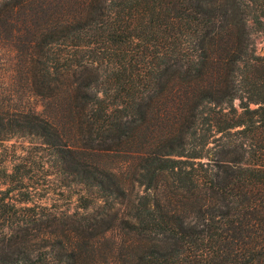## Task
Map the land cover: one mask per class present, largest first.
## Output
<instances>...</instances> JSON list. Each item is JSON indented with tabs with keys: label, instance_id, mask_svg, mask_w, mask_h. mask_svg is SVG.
I'll list each match as a JSON object with an SVG mask.
<instances>
[{
	"label": "trees",
	"instance_id": "16d2710c",
	"mask_svg": "<svg viewBox=\"0 0 264 264\" xmlns=\"http://www.w3.org/2000/svg\"><path fill=\"white\" fill-rule=\"evenodd\" d=\"M233 3L217 24L194 0H0L21 95L41 102L0 106V142L38 141L42 172L49 158L85 195L76 221L142 188L120 231L166 248L123 249L124 264H264V56L246 28L264 33V0ZM16 160L1 170L0 264L94 262Z\"/></svg>",
	"mask_w": 264,
	"mask_h": 264
},
{
	"label": "rangeland",
	"instance_id": "374dc122",
	"mask_svg": "<svg viewBox=\"0 0 264 264\" xmlns=\"http://www.w3.org/2000/svg\"><path fill=\"white\" fill-rule=\"evenodd\" d=\"M194 5L205 18L213 19L217 24H222L231 14L234 3L233 0H194ZM23 21L24 15L19 12L15 15L12 24L16 29H21ZM246 28L249 30L250 42L253 43L255 55L264 56V33L258 31L250 21L247 22ZM7 31L8 33L0 32V106L18 107L19 105L24 106L28 102L32 105L35 104L39 111L41 109L39 99L32 98L29 100L21 95L23 89L19 78L20 73H18L19 62L17 63L14 59L15 54L8 50L10 43L21 42L20 38H12L8 29ZM14 35L16 34L14 33ZM173 73L174 69L169 70L164 79ZM16 98L21 99L17 100ZM38 144V141L31 137L13 138L9 141L0 142V196L6 190L8 181L2 176L1 170L6 169L9 173L12 165L18 163L19 160H16L18 157H30V160L33 161V173L35 175H33L32 181L38 183L37 185L42 188L39 191L40 194L45 195L39 203L47 205L49 209L56 211L59 215L64 214L66 216L64 224H57V230L58 233H61L62 229H65V234H68L70 230L72 231L69 242L74 244L72 246H78L80 250L84 251L92 249L95 260L87 264H124L120 260L123 249L132 254L138 246L144 249L153 246H158L161 250L166 248V245L160 241H137L133 235L124 236L120 231V221L129 220L127 214L130 207L136 197L142 193V188L137 184L128 187L127 197L123 202L115 203L108 208L103 207L104 203L96 201L89 210L91 217L85 223L76 221L77 218L79 219L86 214L85 210L80 208L78 204V199L85 195H83L81 187L68 180H63V176L51 167L52 162L49 158L45 159L42 172L39 158L45 152L33 149L39 146ZM46 171L50 175L43 176ZM9 198L11 202L21 206L16 201L19 199L16 193H11ZM75 234H78L79 237H75ZM123 241L126 242L125 245H123ZM132 260L127 264H135Z\"/></svg>",
	"mask_w": 264,
	"mask_h": 264
}]
</instances>
